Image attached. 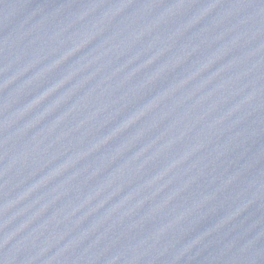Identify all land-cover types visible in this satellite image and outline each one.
<instances>
[{"label": "water", "instance_id": "water-1", "mask_svg": "<svg viewBox=\"0 0 264 264\" xmlns=\"http://www.w3.org/2000/svg\"><path fill=\"white\" fill-rule=\"evenodd\" d=\"M158 0H0V264H147Z\"/></svg>", "mask_w": 264, "mask_h": 264}]
</instances>
